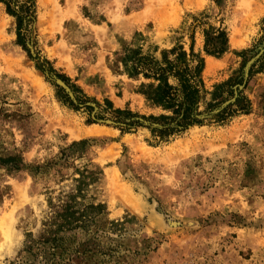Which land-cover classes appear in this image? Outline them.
<instances>
[{
    "label": "rangeland",
    "instance_id": "374dc122",
    "mask_svg": "<svg viewBox=\"0 0 264 264\" xmlns=\"http://www.w3.org/2000/svg\"><path fill=\"white\" fill-rule=\"evenodd\" d=\"M29 27L28 55L0 5V159L23 165L0 166V264L16 258L26 233L37 234L49 193L74 172L70 165L36 175V167L81 140L94 141L85 159L101 172L86 195L105 207L93 232L112 250L85 264H264V52L237 89L246 63L264 50V0H36ZM209 28L226 33L219 58L204 54ZM135 33L156 55L192 46L204 59L207 92L239 77L230 105L242 92L249 113L222 125L213 116L158 145L147 127L122 134L106 100L139 116L162 114L138 94L143 80L122 71ZM42 59L55 73L38 66ZM52 77L76 87L79 101Z\"/></svg>",
    "mask_w": 264,
    "mask_h": 264
},
{
    "label": "trees",
    "instance_id": "16d2710c",
    "mask_svg": "<svg viewBox=\"0 0 264 264\" xmlns=\"http://www.w3.org/2000/svg\"><path fill=\"white\" fill-rule=\"evenodd\" d=\"M36 0H0L5 13L15 21L16 44L28 55L27 44L30 36L29 26L34 21ZM204 54L219 58L228 51L227 36L222 30L212 32L211 28L204 31ZM145 39L140 33H135L131 42L123 49L121 67L123 73L134 80L142 79L138 94L153 108L159 109V116H139L131 111L113 109L111 102H104L105 111L119 123L118 130L122 134L130 133L137 127H147L156 145L167 143L170 139L180 136L190 127L206 123L196 116L209 113L232 97L233 86L240 78L230 79L215 85L211 92L205 90L202 73L204 59L182 47L163 50L156 55V47L144 50ZM38 66L48 73H55L51 64L41 60ZM69 85V79L57 75ZM79 101L76 87L70 86ZM208 99L206 101V97ZM62 98L70 106L67 97ZM204 104V111L201 105ZM250 103L242 92L234 104L226 107L215 115L210 122L225 124L228 119L238 114L247 115ZM148 122L144 126L141 122ZM91 124V121H88ZM92 140H81L71 143L60 151L58 156L44 167H36L35 174H47L56 168L70 166L74 169L55 196L49 193L47 211L37 234L26 233L21 250L16 258L4 264H85L88 255H105L112 251L101 247L100 236L93 230L105 213V207L100 203L87 201L88 189L97 183L100 170L87 162L86 154L90 150ZM82 165H74V161H83ZM0 166L8 171L23 169L22 162L17 157L0 159ZM94 168V169H93ZM54 194V193H53ZM119 223H112L116 227ZM113 232L112 229H110ZM107 236V232H103Z\"/></svg>",
    "mask_w": 264,
    "mask_h": 264
},
{
    "label": "water",
    "instance_id": "95a60500",
    "mask_svg": "<svg viewBox=\"0 0 264 264\" xmlns=\"http://www.w3.org/2000/svg\"><path fill=\"white\" fill-rule=\"evenodd\" d=\"M264 52V50L260 51L257 55H255L253 58H251L245 65L244 68V81L242 86L237 87L238 90L243 89V86L245 84V81L247 79L248 76V72L251 68V66L254 64V62L262 55V53ZM57 85H59L67 94L68 98L75 103V99L74 96L72 94V92L69 90V88H67L61 81H59L58 79H56L55 77L51 78ZM237 92V91H236ZM236 98V93L234 95V97L232 99H230L229 101L225 102L224 104H222L218 109L213 110L212 112L205 114V115H201V116H196L197 119L199 120H209L211 119L213 116H215L216 114H218L220 111H222L224 108H226L227 106H229L231 103L234 102ZM140 122L144 125V126H148L149 123L148 122H144L141 121ZM99 123L104 124V125H115L112 122L109 121H99Z\"/></svg>",
    "mask_w": 264,
    "mask_h": 264
},
{
    "label": "bare ground",
    "instance_id": "6f19581e",
    "mask_svg": "<svg viewBox=\"0 0 264 264\" xmlns=\"http://www.w3.org/2000/svg\"><path fill=\"white\" fill-rule=\"evenodd\" d=\"M230 43H231V42H230ZM236 46H237V45H236ZM78 135H79V134H77L76 136H78ZM76 136H75V137H76ZM4 218H5V217H2V219L0 220V223L3 222Z\"/></svg>",
    "mask_w": 264,
    "mask_h": 264
}]
</instances>
